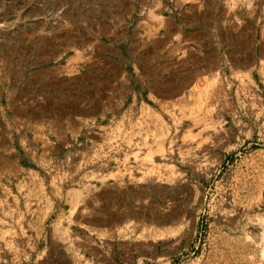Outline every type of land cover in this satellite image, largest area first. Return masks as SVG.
Here are the masks:
<instances>
[{
    "label": "rangeland",
    "instance_id": "obj_1",
    "mask_svg": "<svg viewBox=\"0 0 264 264\" xmlns=\"http://www.w3.org/2000/svg\"><path fill=\"white\" fill-rule=\"evenodd\" d=\"M6 67L105 104L53 166L15 136L0 264H264V0H0Z\"/></svg>",
    "mask_w": 264,
    "mask_h": 264
},
{
    "label": "crops",
    "instance_id": "obj_2",
    "mask_svg": "<svg viewBox=\"0 0 264 264\" xmlns=\"http://www.w3.org/2000/svg\"><path fill=\"white\" fill-rule=\"evenodd\" d=\"M202 57L201 64L205 66L206 59L204 55ZM3 70L9 76V70L6 67L0 68V77L4 75ZM171 70H173L172 67ZM211 70L204 69L203 74L207 75L213 71ZM20 77H24V73ZM3 81L5 80L0 79L1 184H3V179L6 178V181L8 179L10 151L16 150L17 138L15 136L18 137L21 143L33 144L35 151L43 152L44 158H41L40 161L44 164L40 163L39 165L53 166L55 165L53 162H56L57 159L51 158V154L62 150L68 152V136H80L78 134L79 129L86 120L104 114L102 108V105L105 104L104 93L97 101L89 98L88 90L74 94L76 98L71 103L72 110L68 112V85L64 89H57L56 84H51V78L49 77L48 80L38 81L39 87H42L41 90L34 84L31 90L26 86V88L23 87L22 90L19 89L14 94H9L8 87H4ZM192 81L184 85L179 80L168 78L165 82H162L160 99L167 103L177 101L184 93L185 88L192 86ZM41 83H44L43 86ZM109 89L112 91L111 86L107 90ZM38 92H42L41 95H37ZM4 93H7V95H4ZM27 129L33 130V132H30L31 135L26 132ZM66 163L68 165V157ZM5 192V194L8 193L7 184Z\"/></svg>",
    "mask_w": 264,
    "mask_h": 264
},
{
    "label": "bare ground",
    "instance_id": "obj_3",
    "mask_svg": "<svg viewBox=\"0 0 264 264\" xmlns=\"http://www.w3.org/2000/svg\"><path fill=\"white\" fill-rule=\"evenodd\" d=\"M159 147V146H158ZM160 148V147H159ZM161 151H163L162 149H161ZM262 240H263V238H262Z\"/></svg>",
    "mask_w": 264,
    "mask_h": 264
}]
</instances>
